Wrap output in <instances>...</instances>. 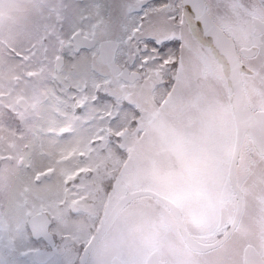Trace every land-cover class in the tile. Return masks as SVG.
<instances>
[{
  "label": "snow or ice",
  "instance_id": "6c2138e0",
  "mask_svg": "<svg viewBox=\"0 0 264 264\" xmlns=\"http://www.w3.org/2000/svg\"><path fill=\"white\" fill-rule=\"evenodd\" d=\"M0 264H264V0H0Z\"/></svg>",
  "mask_w": 264,
  "mask_h": 264
}]
</instances>
